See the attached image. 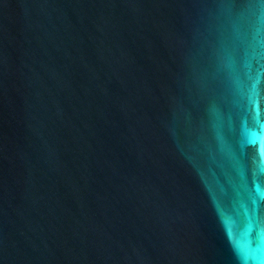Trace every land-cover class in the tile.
I'll list each match as a JSON object with an SVG mask.
<instances>
[{
  "label": "water",
  "instance_id": "water-1",
  "mask_svg": "<svg viewBox=\"0 0 264 264\" xmlns=\"http://www.w3.org/2000/svg\"><path fill=\"white\" fill-rule=\"evenodd\" d=\"M0 264H264V0H0Z\"/></svg>",
  "mask_w": 264,
  "mask_h": 264
}]
</instances>
